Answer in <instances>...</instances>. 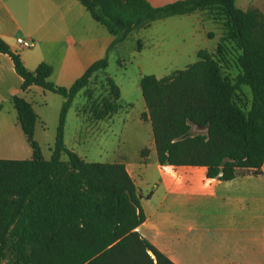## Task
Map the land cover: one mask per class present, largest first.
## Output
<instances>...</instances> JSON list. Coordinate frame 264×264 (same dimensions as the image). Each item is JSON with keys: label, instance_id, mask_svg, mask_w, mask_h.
I'll return each instance as SVG.
<instances>
[{"label": "trees", "instance_id": "1", "mask_svg": "<svg viewBox=\"0 0 264 264\" xmlns=\"http://www.w3.org/2000/svg\"><path fill=\"white\" fill-rule=\"evenodd\" d=\"M114 37L107 55L69 87L52 83L51 66L34 71L0 38L22 79L21 91L37 86L65 99L51 156L35 139L38 115L22 97L12 98L33 151L31 159H0V264H174L143 239V198L122 163L87 162L65 144L68 113L82 94L95 121L120 110L121 89L106 77L105 94L92 82L109 66V53L139 29L171 17L208 11L223 26L214 53L158 79L146 75L140 89L161 166L205 167L207 177L235 179L241 170L262 174L264 165V14L241 10L236 0H182L153 7L147 0H79ZM232 56L237 74H225ZM250 91L249 104L243 99ZM206 130L192 133V127ZM152 254V256L150 255Z\"/></svg>", "mask_w": 264, "mask_h": 264}, {"label": "crops", "instance_id": "2", "mask_svg": "<svg viewBox=\"0 0 264 264\" xmlns=\"http://www.w3.org/2000/svg\"><path fill=\"white\" fill-rule=\"evenodd\" d=\"M178 1L182 0H147L156 8ZM236 5L244 11L258 9L264 14V0H236ZM205 12L208 11L184 16L196 15L199 22L212 23L214 26L203 33L207 38L219 40L220 36L213 31L217 27L213 19L200 18V13ZM0 38L20 55L28 70L47 64L53 69L49 80L66 88L92 64L103 59L114 41L79 0H0ZM18 38L32 40L33 47L23 48L17 43ZM21 85L22 79L15 72L11 58L0 53L2 160H27L33 156L18 122L13 97L24 98L34 111L36 106L45 110L50 103L53 110L54 107L61 110L65 101L37 86L23 92ZM35 113L39 118L37 125H43L41 115ZM99 122L87 124L86 130L98 131ZM146 149V156L142 153L140 156L142 162L156 153L154 137ZM118 158L114 163L126 166L142 194L135 179L137 170L142 167L134 166L125 154ZM157 167L161 174L157 188L150 195L142 194L146 220L137 231L143 239L174 264H264V165L260 175L241 170L231 181L208 178L205 167L159 164ZM151 201L154 203L148 206Z\"/></svg>", "mask_w": 264, "mask_h": 264}, {"label": "rangeland", "instance_id": "3", "mask_svg": "<svg viewBox=\"0 0 264 264\" xmlns=\"http://www.w3.org/2000/svg\"><path fill=\"white\" fill-rule=\"evenodd\" d=\"M200 15V18H211L209 12ZM198 19L193 15L156 21L148 28L133 32L125 42L111 51L105 74L97 75L91 89L95 95L105 94V79L112 78L121 89V108L113 119L100 121L98 131L86 130V125L95 120L86 108V99L81 94L75 99L67 116L66 146L85 161L94 163H114L118 161L119 155L125 154L126 159L134 166L142 167L137 170L135 179L143 195H150L157 188L156 183L161 180V174L157 167L156 153L151 154L147 162H142L140 158L141 153L146 156V147H149L153 139L152 126L141 117L147 109L140 89V79L146 75L164 78L195 63L198 51H216L220 39L207 38L203 33L214 25L199 22ZM213 22L217 24L213 31L221 37L222 24ZM229 60L230 66L224 67V72L234 78L237 74L236 65L232 56ZM244 92L243 99L249 104L250 91L244 88ZM35 109L44 121L43 125H37L35 139L41 146L43 156L49 159L56 138L60 110L57 107L53 110L52 103L45 110H40L38 106ZM205 132L206 130L192 127L194 135ZM152 203L154 202L147 204L150 206Z\"/></svg>", "mask_w": 264, "mask_h": 264}, {"label": "built area", "instance_id": "4", "mask_svg": "<svg viewBox=\"0 0 264 264\" xmlns=\"http://www.w3.org/2000/svg\"><path fill=\"white\" fill-rule=\"evenodd\" d=\"M17 43L22 46L25 49H30L33 47L34 42L32 40L29 39H23V38H18L17 39Z\"/></svg>", "mask_w": 264, "mask_h": 264}]
</instances>
